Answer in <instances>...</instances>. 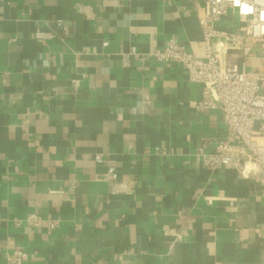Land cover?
I'll return each mask as SVG.
<instances>
[{
	"label": "crops",
	"instance_id": "0c3cea01",
	"mask_svg": "<svg viewBox=\"0 0 264 264\" xmlns=\"http://www.w3.org/2000/svg\"><path fill=\"white\" fill-rule=\"evenodd\" d=\"M201 13L202 0H0V264L15 249L23 264H261L262 176L203 165L221 112L196 110L202 87L149 56L175 37L202 58Z\"/></svg>",
	"mask_w": 264,
	"mask_h": 264
},
{
	"label": "built area",
	"instance_id": "2783aa9c",
	"mask_svg": "<svg viewBox=\"0 0 264 264\" xmlns=\"http://www.w3.org/2000/svg\"><path fill=\"white\" fill-rule=\"evenodd\" d=\"M228 16L235 18L232 31L218 27ZM198 21L202 29V58L175 37L149 56L160 63L181 66L187 80L202 87L203 98L194 105L196 110L221 112L225 137L217 143L214 153L202 155L203 165L211 169L230 167L244 178L261 175L264 180V0H202ZM56 25L64 29L60 20ZM35 37L44 40L52 34L36 31ZM131 54L135 55L134 49ZM234 138L239 140L238 145L231 144ZM94 161L104 163L101 155H95ZM102 178L115 182L116 167L107 163ZM40 220L36 215L26 218L28 224ZM44 221L48 230L56 226L51 219ZM25 259L26 253L21 249H15L9 258L12 264H23Z\"/></svg>",
	"mask_w": 264,
	"mask_h": 264
},
{
	"label": "clouds",
	"instance_id": "9594fccd",
	"mask_svg": "<svg viewBox=\"0 0 264 264\" xmlns=\"http://www.w3.org/2000/svg\"><path fill=\"white\" fill-rule=\"evenodd\" d=\"M243 11L247 12V11H249V9L248 8H243Z\"/></svg>",
	"mask_w": 264,
	"mask_h": 264
}]
</instances>
